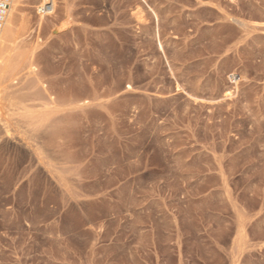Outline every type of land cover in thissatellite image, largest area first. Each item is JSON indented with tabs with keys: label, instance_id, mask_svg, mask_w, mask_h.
<instances>
[{
	"label": "rangeland",
	"instance_id": "rangeland-1",
	"mask_svg": "<svg viewBox=\"0 0 264 264\" xmlns=\"http://www.w3.org/2000/svg\"><path fill=\"white\" fill-rule=\"evenodd\" d=\"M31 5L0 73V264H264V0H55L40 34Z\"/></svg>",
	"mask_w": 264,
	"mask_h": 264
},
{
	"label": "bare ground",
	"instance_id": "bare-ground-1",
	"mask_svg": "<svg viewBox=\"0 0 264 264\" xmlns=\"http://www.w3.org/2000/svg\"><path fill=\"white\" fill-rule=\"evenodd\" d=\"M26 2V1H29V4L31 3L32 5H33V9L36 11V17H37V19L35 20L36 22V28H37V31H38V34H40L42 31H43V29H45V27L46 28H48V25H50V24H52L53 23V18H57V16H56V14H54V13H56V12H54L55 11V9L57 8L56 7V5H55V0H51V2H50V0H10V2H9V7H8V10H7V13H6V16H5V18H4V21H3V25H2V29H1V32H0V73L2 72L1 71V69H2V66H6V65H4L5 64V53L7 52V50H9L8 49V46H9V44L11 43V41H12V37L14 36L13 35V28H14V18H15V16H18V15H15L14 13L16 12V14L18 13V10H19V8H20V10H21V7L23 6V2ZM48 3H50V4H52V8H54V10H53V14L55 15H52V13H51V15H50V19H48V18H46L47 16L43 13V7L46 5V4H48ZM27 5V4H26ZM31 5V6H32ZM25 7H27V6H25ZM28 7H29V5H28ZM27 7V8H28ZM20 12V11H19ZM22 12H23V10H22ZM24 13V12H23ZM19 15H20V13H19ZM22 15V14H21ZM20 15V16H21ZM51 16H52V18H51ZM19 17V16H18ZM66 17H67V15H66ZM69 17V16H68ZM20 20V19H19ZM235 22L236 23H239L237 20H235ZM19 26V25H18ZM15 32V31H14ZM37 39H38V37H37ZM15 39H13V41H14ZM15 42V41H14ZM14 42H12V44L14 43ZM11 45V44H10ZM19 45V44H18ZM16 47V46H15ZM18 47V46H17ZM10 48H12V47H10ZM12 50H14V49H12ZM29 50V49H28ZM31 50V49H30ZM11 51V50H10ZM35 51V50H34ZM22 52V51H21ZM33 53L34 52H31V54H30V56L27 58V59H24V57H23V61L21 60V62L22 63H20L22 66V70H27V73H25V74H22L21 75V79H26V76L27 75H29V74H33L34 73V69H35V67L33 66V64H35V63H33L34 61H33ZM17 55V54H16ZM29 55V54H28ZM40 55H41V53H40ZM8 56V55H7ZM14 56V55H13ZM24 56V55H23ZM17 57V56H16ZM35 57V56H34ZM38 61V60H37ZM11 62L13 63V60H11ZM16 62H18V61H16ZM39 62V61H38ZM37 63V62H36ZM41 63V62H40ZM11 64V63H10ZM9 64V65H10ZM8 65V67H11L12 68V66L14 65H12V66H9ZM17 65H18V63H17ZM16 67V66H15ZM14 68V67H13ZM13 68H12V70H13ZM20 68V67H19ZM19 68H18V70H19ZM22 70H19V71H22ZM15 71V70H14ZM17 71V70H16ZM5 72V71H4ZM23 72V71H22ZM7 73V72H6ZM15 73V72H14ZM21 73V72H20ZM19 73V74H20ZM13 74V73H12ZM38 75V74H37ZM13 76H15V75H13ZM5 77V76H4ZM35 76L33 75V77L31 78V79H33ZM28 79V78H27ZM34 80H36V78H34ZM3 81V80H2ZM40 81V80H39ZM27 82H31L30 81V79L28 80V81H26V83ZM36 82V81H35ZM34 82V83H35ZM46 82V81H45ZM36 83H38V81L36 82ZM39 83H41V82H39ZM42 85V84H41ZM27 86H29V85H27ZM26 86V87H27ZM31 86V85H30ZM35 85H33V87H34ZM44 86V85H43ZM26 87H24L23 86V88L26 90ZM32 87V86H31ZM37 87V86H36ZM1 88V87H0ZM6 88V87H5ZM28 88V87H27ZM30 88V87H29ZM45 88H46V86H45ZM44 88V92H47L46 91V89ZM43 89V88H42ZM31 90V89H30ZM6 92V91H5ZM13 92V91H12ZM5 94V93H4ZM54 94V93H53ZM8 95V94H7ZM22 95V94H21ZM26 95H27V92H26ZM25 95V96H26ZM47 95V94H46ZM227 95V94H226ZM228 95H230V94H228ZM227 95V96H228ZM15 96V95H14ZM20 96V95H19ZM9 97V96H8ZM22 97V96H21ZM49 97H51L50 95H49ZM49 97H47V98H49ZM4 98V97H3ZM6 98V97H5ZM64 98V97H63ZM67 98V97H66ZM71 98H72V102H73V99L75 98V97H72L71 96ZM7 99V98H6ZM19 99V98H18ZM38 99H39V97H38ZM52 99V98H51ZM76 99V98H75ZM74 99V100H75ZM49 100V99H48ZM67 100H70V99H67ZM65 101V102H67V103H69V101ZM42 101V100H41ZM46 101V100H45ZM55 101H56V99H55ZM70 101V103L69 104H71L72 102ZM83 101V100H82ZM9 102V101H8ZM8 102H7V104H8ZM11 102V101H10ZM51 102L53 103L54 102V99H52L51 100ZM57 102V101H56ZM55 102V103H56ZM79 102V101H78ZM84 102H86V101H84ZM17 104H18V102H17ZM73 104V103H72ZM19 105V104H18ZM45 105V104H44ZM50 105V104H49ZM57 105V104H56ZM84 105V104H83ZM82 105V106H83ZM87 105V104H86ZM17 106V105H16ZM76 106V105H75ZM85 106V105H84ZM9 107H13V104L11 103L10 105H9ZM18 107V106H17ZM47 107H48V105H47ZM56 107V106H55ZM78 107V106H77ZM50 108V107H49ZM53 108V107H52ZM82 108V107H81ZM48 109V108H47ZM10 110V109H9ZM45 110V109H44ZM68 110V109H67ZM48 111V110H47ZM56 111V110H55ZM1 117V116H0ZM69 118H71V117H69ZM4 120L2 119V122H3ZM45 122V121H44ZM53 122V121H52ZM69 122V121H68ZM71 122V121H70ZM8 124H10V123H8ZM54 124V123H53ZM58 124H59V122H58ZM70 124V123H69ZM62 127V126H61ZM68 127H70V125H68ZM59 128H60V126H59ZM64 129V128H63ZM1 130V129H0ZM56 130V129H55ZM54 130V131H55ZM67 130V129H66ZM70 131V130H69ZM68 132V131H67ZM67 134H70V133H67ZM66 134V135H67ZM70 135H72V133L70 134ZM54 136V135H53ZM58 136V135H57ZM67 136H69V135H67ZM47 137V136H46ZM51 138V137H50ZM49 138V139H50ZM55 138V137H54ZM64 138V137H63ZM58 139V138H57ZM62 139V138H61ZM44 140V139H43ZM53 141V140H52ZM38 142V141H37ZM30 149V148H29ZM36 150V149H35ZM36 153V152H35Z\"/></svg>",
	"mask_w": 264,
	"mask_h": 264
},
{
	"label": "built area",
	"instance_id": "built-area-1",
	"mask_svg": "<svg viewBox=\"0 0 264 264\" xmlns=\"http://www.w3.org/2000/svg\"><path fill=\"white\" fill-rule=\"evenodd\" d=\"M9 2L10 0H0V32L9 7ZM42 10L45 15H50L53 12L52 5L50 3L46 4Z\"/></svg>",
	"mask_w": 264,
	"mask_h": 264
}]
</instances>
